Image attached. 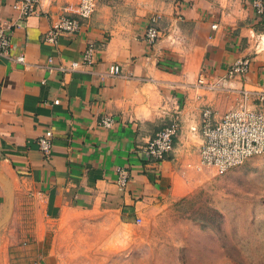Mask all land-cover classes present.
<instances>
[{"label": "crops", "instance_id": "0c3cea01", "mask_svg": "<svg viewBox=\"0 0 264 264\" xmlns=\"http://www.w3.org/2000/svg\"><path fill=\"white\" fill-rule=\"evenodd\" d=\"M253 1L99 0L79 32L52 44L44 38L53 20L74 16L79 0H41L14 28L10 55H0V264H68L60 236L81 213L113 211L137 224L208 180L203 110L218 121L244 89L264 90V16ZM14 2L0 0V14L18 23ZM154 15L162 34L150 45ZM89 43L99 50L93 66L59 70ZM20 54L25 63L14 60ZM238 59L249 70L230 77ZM103 116L114 118L110 128ZM176 118L173 151L148 160L144 148ZM47 128L55 145L46 157L38 139ZM119 167L131 172L124 189Z\"/></svg>", "mask_w": 264, "mask_h": 264}, {"label": "rangeland", "instance_id": "374dc122", "mask_svg": "<svg viewBox=\"0 0 264 264\" xmlns=\"http://www.w3.org/2000/svg\"><path fill=\"white\" fill-rule=\"evenodd\" d=\"M205 168V183L140 223L113 211L70 220L68 264H264V153L221 175Z\"/></svg>", "mask_w": 264, "mask_h": 264}, {"label": "built area", "instance_id": "2783aa9c", "mask_svg": "<svg viewBox=\"0 0 264 264\" xmlns=\"http://www.w3.org/2000/svg\"><path fill=\"white\" fill-rule=\"evenodd\" d=\"M99 0H79L75 15H59L53 20L44 40L55 44L62 32L77 33L84 21L90 19L96 11ZM41 0H15L14 9L18 13V23L6 20L0 14V55L9 56L12 44V33L19 23L38 13ZM253 5L260 16H264V0H254ZM159 16L150 18L144 39L150 45L156 43L162 34L158 25ZM218 25H213L216 29ZM98 48L89 43L78 60H73L68 67H59L62 72L76 70L81 66H93L97 60ZM19 63H25V55L14 58ZM49 62L52 58H49ZM249 59L236 60L229 69V76L242 75L248 72ZM109 73L118 75L120 66L112 64ZM60 101L55 100L58 104ZM99 124L110 128L114 118L101 117ZM180 129L179 119H174L161 128L144 148L146 158L152 162L165 159L174 149L175 141ZM202 144L200 147V165L208 167L219 175L226 173L245 160L264 153V90L251 91L244 89L241 100L235 107L226 112L220 120H215L214 110L206 108L202 112L200 124ZM39 147L44 156H49L54 148V132L47 128L38 139ZM117 183L124 189L130 182L131 172L127 168L117 169Z\"/></svg>", "mask_w": 264, "mask_h": 264}]
</instances>
